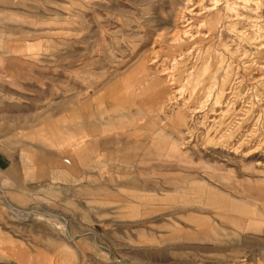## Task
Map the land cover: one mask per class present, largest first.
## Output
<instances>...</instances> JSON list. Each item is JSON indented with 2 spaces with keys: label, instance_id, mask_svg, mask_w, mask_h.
Masks as SVG:
<instances>
[{
  "label": "rangeland",
  "instance_id": "rangeland-1",
  "mask_svg": "<svg viewBox=\"0 0 264 264\" xmlns=\"http://www.w3.org/2000/svg\"><path fill=\"white\" fill-rule=\"evenodd\" d=\"M0 264H264V0H0Z\"/></svg>",
  "mask_w": 264,
  "mask_h": 264
},
{
  "label": "crops",
  "instance_id": "crops-1",
  "mask_svg": "<svg viewBox=\"0 0 264 264\" xmlns=\"http://www.w3.org/2000/svg\"><path fill=\"white\" fill-rule=\"evenodd\" d=\"M177 116L178 117H180V114L178 113L177 114ZM51 121L49 122V126L51 125ZM179 123V122H178ZM176 125H175V127L176 128H178V126H180V125H182L181 123H179V125L177 124V123H175ZM178 125V126H177ZM35 129L34 128H29V129H26V133L27 134H29V133H32L33 131H34ZM85 137V136H84ZM50 142H51V140L50 139H48ZM29 141V140H28ZM82 141V140H81ZM45 142V141H44ZM63 142V141H62ZM67 141H64V143H66ZM49 147H50V145H48ZM175 150V149H174ZM172 151H173V149L171 148V151H169V152H171L168 156H172ZM93 152V151H92ZM96 153V152H95ZM81 154V153H80ZM83 154V153H82ZM93 154V153H92ZM97 155H99L98 153H96ZM174 154H175V151H174ZM50 155H51V153H49V155H47V156H45V157H47L48 159H49V161H50ZM83 156V155H82ZM173 157V156H172ZM49 164V163H48ZM48 173V172H47ZM26 180L27 181H30V173L28 172V170L26 171ZM50 175V173L48 174V176ZM45 176H47L46 174H45ZM206 185V188H207V190H208V188L210 187V192L211 193H214V194H221L222 192L221 191H216L215 190V188L216 187H213V186H211L210 184H205ZM209 192V193H210ZM223 195V194H222ZM227 212V211H226ZM229 213H231V214H236V210H235V206L232 208V209H230L229 211H228ZM218 213V214H217ZM216 214H217V216L218 217H220V219H221V217H223V219H225L226 221H233L234 219L236 220V217H234V216H229V215H225V217L224 216H222L221 215V213H219V212H217ZM198 219H201L199 222L200 223H202V221H205V220H207L208 219V221H209V223L208 224H200V223H196V226H195V230L194 231H192V230H186L185 232L182 230V228H180V229H176L177 230V233H176V235L178 234L180 237H185V238H187V237H189V235L191 236V237H195L196 239H199V240H213V237L217 234V231L219 230V229H215L214 227H213V223H211V217L210 216H204V217H202V216H198ZM196 220H197V218H196ZM224 234V233H223Z\"/></svg>",
  "mask_w": 264,
  "mask_h": 264
},
{
  "label": "bare ground",
  "instance_id": "bare-ground-1",
  "mask_svg": "<svg viewBox=\"0 0 264 264\" xmlns=\"http://www.w3.org/2000/svg\"><path fill=\"white\" fill-rule=\"evenodd\" d=\"M196 5V4H195ZM187 8V6H185V9ZM218 8V4H217V2H214L213 4H211L210 6H208V7H206V10H207V12H209V13H211V12H213V11H215L216 9ZM217 19L216 21H214V19ZM221 20H222V17H221V15L219 14V15H213L212 16V18H211V20H209V19H205V18H203L202 19V21H203V27H207V28H209V34H210V31L214 28V29H218L220 26H221ZM202 23V22H201ZM200 24V23H199ZM177 31V30H176ZM182 32V31H181ZM176 33V32H175ZM208 34V35H209ZM208 35H206V36H208ZM174 37H175V35H174ZM181 37L182 38H185V39H188V40H190L191 42H195V39H196V35H194V33L193 32H191V28L189 29H187V30H185L184 29V31L182 32V34H181ZM181 37H178L177 39L179 40V41H177L176 40V42H183V41H185L184 39H181ZM210 37V36H209ZM175 39V38H174ZM185 43V42H184ZM174 47V46H173ZM191 52V50L189 49V51L187 52L188 54ZM186 52L185 53H181V54H179V56L177 57V60H180V59H182L183 57H185V55L187 54ZM220 62H221V64H223L224 63V59L223 58H221V60H220ZM169 76V75H168ZM180 90V89H179ZM179 92V91H178ZM179 99V98H178ZM184 125H185V123H184ZM55 217V216H54ZM40 219H44L43 217L42 218H40ZM46 220V219H45ZM55 221V220H54ZM50 223V222H49ZM72 254V253H71ZM71 256V255H70ZM72 256H74V255H72ZM71 256V257H72ZM69 258V257H68ZM245 260V259H244ZM243 260V261H244Z\"/></svg>",
  "mask_w": 264,
  "mask_h": 264
}]
</instances>
